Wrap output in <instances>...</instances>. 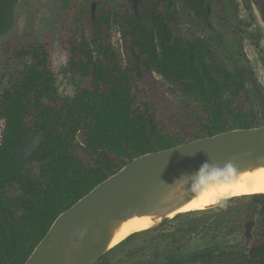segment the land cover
I'll use <instances>...</instances> for the list:
<instances>
[{"label":"trees","instance_id":"trees-1","mask_svg":"<svg viewBox=\"0 0 264 264\" xmlns=\"http://www.w3.org/2000/svg\"><path fill=\"white\" fill-rule=\"evenodd\" d=\"M216 1L140 0L135 12L126 0L117 8L97 11L94 19L89 15L90 40L83 32L69 39L66 69L79 79L72 96L57 93L46 43L25 41L6 48V80L0 92V116L7 123L0 142V264H24L60 212L136 156L233 128L264 125V95L252 72L239 64L228 68L205 41L180 30L177 2L210 27L206 18ZM259 9L264 22V0ZM113 23L132 64L131 47L146 70L155 69L182 91L199 95L205 118L162 126L156 107L143 97L145 76L135 84L133 67L120 68L111 46ZM19 61L24 62L22 68L14 67ZM246 78L256 94L254 105ZM30 128L40 131L42 141L20 164L15 153ZM257 194L254 198H264ZM16 215L26 221L27 229ZM211 257L210 252H199L164 264ZM244 261L264 264V230L250 241Z\"/></svg>","mask_w":264,"mask_h":264},{"label":"rangeland","instance_id":"rangeland-1","mask_svg":"<svg viewBox=\"0 0 264 264\" xmlns=\"http://www.w3.org/2000/svg\"><path fill=\"white\" fill-rule=\"evenodd\" d=\"M94 2L91 12L90 5ZM261 0H217L205 20L177 2L179 27L185 36L201 38L216 52L230 69L236 64L251 71L261 94L264 95V22L259 9ZM126 0H18L9 29L0 34V92L5 84L4 51L10 45L25 41L44 42L49 46L50 68L55 77L57 93L72 96L78 77L66 67L69 58V39L83 32L91 37L89 15L97 11L117 8ZM93 18V19H94ZM111 46L117 54L120 68L130 71L133 83L145 76L144 95L156 107L157 115L165 128L176 127L183 121L206 117V107L196 93L184 92L175 83L165 79L157 70H146L140 65L142 75L137 76L135 64L125 50L117 24L111 29ZM216 30L225 46L217 38ZM94 53L96 44L91 42ZM6 54V53H5ZM24 62H15L22 68ZM248 95L254 105L257 98L246 78ZM6 120L0 116V142L5 134ZM36 169V168H35ZM18 194L15 193V195ZM262 194V192H258ZM264 194V193H263ZM202 210H194L161 219L156 225L127 236L111 247L97 264H164L168 260L186 259L199 252H210L209 261L184 264H245V253L250 240L261 227V205L253 203L247 192L239 197L223 199ZM18 224L27 229V223L16 215ZM253 218L251 238L245 236V224Z\"/></svg>","mask_w":264,"mask_h":264},{"label":"water","instance_id":"water-1","mask_svg":"<svg viewBox=\"0 0 264 264\" xmlns=\"http://www.w3.org/2000/svg\"><path fill=\"white\" fill-rule=\"evenodd\" d=\"M17 1L0 0V33L9 29ZM130 2L137 12L140 0ZM131 51L140 77L137 53L133 47ZM41 141L39 130L28 129L16 160L27 162ZM260 167H264V125L233 128L138 155L60 212L24 264H96L116 244L113 237L124 221L136 216L167 218L208 181ZM249 231L246 224L247 236Z\"/></svg>","mask_w":264,"mask_h":264},{"label":"bare ground","instance_id":"bare-ground-1","mask_svg":"<svg viewBox=\"0 0 264 264\" xmlns=\"http://www.w3.org/2000/svg\"><path fill=\"white\" fill-rule=\"evenodd\" d=\"M246 192L247 195L258 192L264 193V167L242 172L237 176H231L226 179L208 181L188 204L170 214L169 217L208 207L211 209L210 206L219 203L223 199L237 197ZM157 222L158 219L153 220L150 216L130 218L117 228L112 242L119 243L128 234L151 228Z\"/></svg>","mask_w":264,"mask_h":264},{"label":"flooded vegetation","instance_id":"flooded-vegetation-1","mask_svg":"<svg viewBox=\"0 0 264 264\" xmlns=\"http://www.w3.org/2000/svg\"><path fill=\"white\" fill-rule=\"evenodd\" d=\"M91 4H92V3H91ZM257 195H260V194H257ZM261 195L264 196L263 193H262ZM250 197L252 198L253 203H255V204H260L261 206L263 205L261 202H264V198H263V199H257V198H254L253 194L250 195ZM259 200H262V201L260 202ZM260 209H261V207H260ZM259 215H260V210H259ZM260 219H261V227H260V229H259V232H258L257 236L254 237V238H253L252 240H250V241H253V240L256 239L257 237H260L261 231L264 230V219H263V217H262L261 215H260ZM252 222H253V218H250L249 221H248L246 224H249V225H250V228H251ZM246 224H245V236H246V238H251V237H252V234H250V236H247V234H246ZM249 233H250V231H249ZM248 249H249V247H248ZM248 249H247V251H248ZM247 251H246V253H247ZM246 253H245V254H246Z\"/></svg>","mask_w":264,"mask_h":264}]
</instances>
